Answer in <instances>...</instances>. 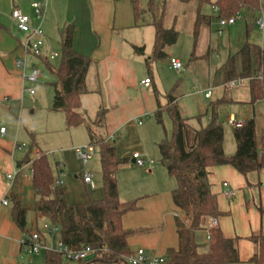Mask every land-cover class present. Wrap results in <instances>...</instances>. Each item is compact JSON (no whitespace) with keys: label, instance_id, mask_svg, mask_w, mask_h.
I'll return each instance as SVG.
<instances>
[{"label":"crops","instance_id":"crops-1","mask_svg":"<svg viewBox=\"0 0 264 264\" xmlns=\"http://www.w3.org/2000/svg\"><path fill=\"white\" fill-rule=\"evenodd\" d=\"M36 2L42 4V17H38L32 7ZM149 4L141 0L142 11L137 18L133 0H0V264H45L46 261V251L31 253L25 243L36 229L43 232L47 244H50L51 239L42 229V225L48 221L37 217L34 212L39 196L33 185L32 163L46 156V153L38 144L37 132L30 124V119L25 118L27 115L31 118L30 115L40 110V103L36 97L37 92L34 90L35 93L31 94L28 91L33 89L35 83L27 82L24 76L35 67L40 71L36 83L42 80L43 72L38 67L46 66L44 59L52 62L60 57L62 34L69 25L74 30L75 51L90 56L93 61L86 76L88 92L82 96V113L89 123H93L99 110L105 109L104 123L97 131L114 143L117 157L129 160L118 171L117 179L120 199L137 200V210L125 214L122 219L123 228L135 233L128 239L130 251L134 253L144 249L150 254L166 258L169 249L178 248L176 219L184 220L185 215L172 200L177 182L168 175L160 162L158 143L168 137L166 132L163 134L160 131L154 113L158 109V100L165 105L167 94L174 91L182 117L193 127L199 121L200 128L203 126L201 117L209 109L207 100L212 97L206 98L205 95L212 86L205 91L178 93L176 89L179 81L169 82L167 86L162 84L161 66H166L170 72L175 70L170 61L159 65L157 60L147 65L146 60L152 57L155 43V19ZM17 8L30 17L34 26L43 30L44 48L41 57L31 56L24 50L26 35L11 18L12 11ZM215 11L217 16V9ZM196 18L190 23L193 34L190 33L194 38L192 44L190 34L189 47L193 45L187 62L190 68L193 60L200 58L196 55ZM240 20L227 28L236 26ZM247 45L254 44L247 42L238 52ZM136 48H143V52H138ZM172 48L166 51L167 58L187 61L176 50L170 52ZM54 53L58 56L50 59ZM17 60H22L26 68L20 69ZM253 64V70H256V64ZM53 77L54 81L50 84L53 91L52 104H48L45 109L48 110L47 122L54 120L50 112L63 114L52 109L55 96L53 83L56 82V77ZM145 79H151L150 88L142 84ZM237 94L238 91H234V96ZM245 98L251 99L252 105L260 101H252L250 87L245 89ZM63 116L66 129L72 130L70 138L80 129H83L85 138L83 142L77 143L71 139L68 148L57 154L53 167L55 180L62 177L61 188L69 205L89 200L99 201L104 197L102 176L101 179H95V173L90 170L96 153L86 167L75 152L76 148L89 144L88 128L85 125L68 128ZM230 117L239 122L234 114ZM252 118L256 123L260 146L264 136V117L257 118L254 107L252 114L250 112L241 123ZM2 128L5 129L4 134L1 133ZM236 148L230 143L228 147L224 140L227 155L235 154ZM136 152L144 159L152 160L153 164L142 168L135 165L132 155ZM14 172H18V176L9 182L7 175ZM86 172L93 175L92 185L83 181ZM208 180L221 213L216 219V227L227 238L237 239L240 261L235 264H253L251 259L256 252V245L251 237L258 234L264 236V169L242 175L232 166H217L209 169ZM224 183H228L234 190L235 196L232 199L224 195ZM5 200L8 201L6 205L3 204ZM15 202L27 209L24 229L13 219ZM30 211L33 214L31 216ZM211 221H207L206 229L196 233V240L203 253L210 249L207 228ZM67 262L65 259L64 264Z\"/></svg>","mask_w":264,"mask_h":264},{"label":"trees","instance_id":"trees-1","mask_svg":"<svg viewBox=\"0 0 264 264\" xmlns=\"http://www.w3.org/2000/svg\"><path fill=\"white\" fill-rule=\"evenodd\" d=\"M198 1L202 4L210 0ZM133 3L139 18L141 0H133ZM214 5L219 19H229L248 9L253 12L255 21L258 13L264 10L261 0H216ZM153 16L155 43L152 57L146 60L147 65L167 58L166 51L177 43L179 37L174 28H164L157 13H153ZM209 24L210 17L198 12L195 38H198L201 26ZM73 38L74 30L69 25L62 34L61 61L57 68L51 66L50 60L44 59L47 69L56 77L52 109L65 115L68 128L83 125L88 128L89 144L95 145L100 153L104 197L99 201L69 205L62 188L54 186L55 177L51 166L46 156H42L32 163L33 185L39 196L34 212L37 217L59 226L56 238L71 249L79 250L84 246L93 249L92 257L82 264H129L127 259L133 253L128 239L135 233L123 228L122 219L138 207L137 200L120 199L117 179L118 171L129 160L117 157L114 143L97 131L104 123L106 110H99L93 123H89L82 113V96L88 92L86 76L93 61L90 56L75 51ZM136 50L143 52V48ZM236 55L241 60V72H237L235 57H229L222 66L225 86L232 81L248 79L252 101L263 100L264 47L247 45ZM253 63L256 64V70H253ZM209 109V122L195 128L182 117L174 91H170L166 96V104L162 105L158 100V109L154 113L157 124L162 125L164 113L168 114L172 122V136L161 140L158 150L161 164L177 182L172 192L173 203L185 215L184 220L176 219L178 248L167 251L165 264H235L240 261L237 239L227 238L216 227L210 234V249L203 253L196 233L206 229L208 220L217 219L221 214L209 184V169L229 165L242 175L261 171L264 169V136L259 146L255 120H247L242 127L234 128L237 148L235 154L229 156L224 151V129L216 106L212 103ZM13 219L22 229L26 227L27 209L18 202L14 204ZM251 240L256 245L251 262L264 264V236L254 235ZM64 261L61 254L46 251L45 264H64Z\"/></svg>","mask_w":264,"mask_h":264},{"label":"rangeland","instance_id":"rangeland-1","mask_svg":"<svg viewBox=\"0 0 264 264\" xmlns=\"http://www.w3.org/2000/svg\"><path fill=\"white\" fill-rule=\"evenodd\" d=\"M215 1L216 0H210L209 2L200 4L198 0H145L146 4L150 3L149 5L151 10H153L152 12L157 13L162 19L165 28L172 27L179 33L177 43L170 52L176 50V53L187 58V61L181 62L183 64L181 73H178L176 70L170 72L166 69V66H161L162 84L167 86L169 82L177 83L179 81V85L176 89L178 93H187L188 91L195 90L205 91L211 85L212 97L210 100H207V107L212 103L216 106L219 120L223 124L225 143L228 144V147L229 143L236 147L233 133L234 128L228 125L227 118L231 114H234L237 120L242 122L244 117L246 118L250 112L252 114L254 107L257 118L264 117V99L254 103L253 105L255 106L253 107L251 99L245 98V89L250 87L248 79H242L241 83L235 87H226L224 84V71L222 70V66L227 62L229 57L234 56L237 72L240 73L241 60L236 53L242 46H245L247 42L258 46H264V32L255 25L253 15L248 9L241 12L243 18L236 26L230 28L221 27L220 19L216 16ZM261 1L264 3V0ZM198 12L210 17V25H202L200 28L198 48L196 50V55L200 58L197 61L193 60L190 68L187 64L193 50V45L189 47V36L191 33L193 34V29L190 30V23L195 21ZM192 34L191 39L193 44L194 38ZM59 55L60 57L58 59L51 62V66L54 68H57L60 64V50ZM167 60L170 61V59L167 58L157 61V64L165 65V61ZM38 68L43 72V77L40 82L35 83L33 89L37 92L36 97L40 103V110L36 111L33 115H30L29 111L31 118H29L28 115L25 118L27 120L30 119V124L35 128L38 144L46 153V157L51 164V169L54 174V160L57 154H60L65 148H68L67 144L70 143L69 141H71V139L76 143L83 142L85 136L83 134V129H80L73 138H70L72 130L66 129L63 114H54L50 112L54 120L47 122L48 110L45 109L48 104L50 106L52 104L53 91L50 84L54 81V77L46 66H39ZM234 91H238V94L235 96ZM209 119L210 109H208L206 115L201 117V124L205 126L209 122ZM199 126L200 122L196 121L195 128ZM159 127L163 134L166 132L167 137L171 138L172 122L167 113L163 114V123L159 125ZM65 139L66 142L64 143L63 141H65ZM153 159L156 160L155 158ZM90 170L95 173V179H97V177L101 179L99 152L95 154ZM31 215H33L32 211H30V216ZM67 264H71V262H67Z\"/></svg>","mask_w":264,"mask_h":264},{"label":"built area","instance_id":"built-area-1","mask_svg":"<svg viewBox=\"0 0 264 264\" xmlns=\"http://www.w3.org/2000/svg\"><path fill=\"white\" fill-rule=\"evenodd\" d=\"M35 13L38 17H42V4L40 2L33 3L32 5ZM12 20L16 23L18 29L24 33V50L34 57H40L43 54L44 48V33L41 27L34 26L30 17L24 14L20 9H14L11 13ZM242 19L241 13L229 18V19H220L221 27H229L235 25V23ZM256 25L264 31V10H261L255 20ZM58 55L56 53L50 56V59L56 58ZM17 66L20 69H25L26 65L22 60H17ZM170 64L173 69L178 72L183 70V64L181 61L175 58L170 59ZM25 80L29 83H36L40 77V71L33 67L28 75H25ZM241 83V80L232 81L228 84L230 87H235ZM142 84L150 88L151 80L145 79ZM31 94H34V89L28 90ZM212 95V89H209L205 95L206 98H210ZM228 125L232 127H242L243 123L237 122L233 117L228 118ZM1 133H5V129H1ZM77 157L83 161L86 167L89 166V162L92 160L93 155L98 152V148L95 145L88 144L82 147H78L75 149ZM135 165L138 167H145L147 164L150 166L153 164L152 160H146L140 153H134L132 155ZM149 171H151L149 169ZM18 176V172H14L7 175V179L9 182H13ZM63 176V175H62ZM93 175L89 172L83 174V181L89 185L93 184ZM63 180L62 177H59L55 180V187H62ZM224 195L232 199L235 196L234 190L231 189L228 183L223 184ZM8 201H3V204H7ZM217 220L212 219L211 225L207 228V237L209 243L211 242L210 234L211 231L216 228ZM42 229L48 236H50V244H47L45 241V236L40 229H36L33 231L25 243L28 245L29 251L31 253L38 254L42 251H55L63 256L69 262H75L82 264L86 260L90 259L93 255V249L90 246H84L79 250L71 249L69 246L65 245L61 240L56 238V235L59 233V226L52 225L49 222H45L42 225ZM129 264H165V258L157 255L150 254L146 252L144 249H139L134 252L128 259Z\"/></svg>","mask_w":264,"mask_h":264}]
</instances>
